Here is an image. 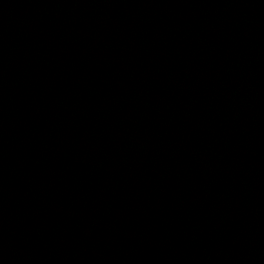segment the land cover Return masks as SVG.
Wrapping results in <instances>:
<instances>
[{
	"label": "water",
	"instance_id": "water-1",
	"mask_svg": "<svg viewBox=\"0 0 264 264\" xmlns=\"http://www.w3.org/2000/svg\"><path fill=\"white\" fill-rule=\"evenodd\" d=\"M0 264H264V0H0Z\"/></svg>",
	"mask_w": 264,
	"mask_h": 264
}]
</instances>
